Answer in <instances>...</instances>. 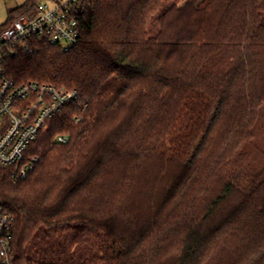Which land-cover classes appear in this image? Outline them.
I'll return each mask as SVG.
<instances>
[{
	"label": "trees",
	"instance_id": "1",
	"mask_svg": "<svg viewBox=\"0 0 264 264\" xmlns=\"http://www.w3.org/2000/svg\"><path fill=\"white\" fill-rule=\"evenodd\" d=\"M72 9L73 45L32 39L1 62L16 84L77 92L24 178L0 165L14 263L264 264V0Z\"/></svg>",
	"mask_w": 264,
	"mask_h": 264
},
{
	"label": "built area",
	"instance_id": "2",
	"mask_svg": "<svg viewBox=\"0 0 264 264\" xmlns=\"http://www.w3.org/2000/svg\"><path fill=\"white\" fill-rule=\"evenodd\" d=\"M54 1L53 5L38 2L34 14L16 18L0 33V165L13 168V183L24 178L35 161L25 157L30 143L57 111L77 97L76 91L52 84H16L1 65L16 46L27 50L24 42L28 40L45 39L63 49L76 42L72 8L77 0ZM11 226L10 216L0 206V264H15L9 248Z\"/></svg>",
	"mask_w": 264,
	"mask_h": 264
},
{
	"label": "rangeland",
	"instance_id": "3",
	"mask_svg": "<svg viewBox=\"0 0 264 264\" xmlns=\"http://www.w3.org/2000/svg\"><path fill=\"white\" fill-rule=\"evenodd\" d=\"M60 2H64L65 0H59ZM25 2V0H0V25L5 23L7 20V12L10 8L21 5ZM38 2H42L45 4L53 5L55 3L54 0H39Z\"/></svg>",
	"mask_w": 264,
	"mask_h": 264
}]
</instances>
